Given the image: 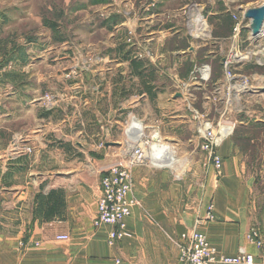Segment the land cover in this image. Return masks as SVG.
<instances>
[{"label": "crops", "instance_id": "1", "mask_svg": "<svg viewBox=\"0 0 264 264\" xmlns=\"http://www.w3.org/2000/svg\"><path fill=\"white\" fill-rule=\"evenodd\" d=\"M137 1L130 18L101 30L105 66L75 70L91 80L100 78L99 85L77 80L61 85L55 53L54 66L30 75L28 58L18 65L12 37L0 35L5 48L0 52V124L5 128L0 131V264H179L174 243L195 226L220 253L233 257L243 248L253 264H264L247 240L255 228L264 246V194L255 192L231 139L219 150V177L207 164L194 180L183 159L166 168L134 169L132 195L139 205L124 221L129 237L115 246L107 244L110 227H92L100 172L128 150L124 125L129 115L180 157L199 150L195 127L203 104L195 93L176 98L173 79L189 78L196 66L223 53L228 42L226 36L200 41L190 36L180 14L186 0ZM222 13L208 12L212 17ZM196 16H188L191 25ZM32 79L37 92L53 95L51 110L42 100H29V92H36L30 89ZM215 83L211 73L209 84ZM61 91L67 92L64 102L55 99ZM58 235L69 239L55 241Z\"/></svg>", "mask_w": 264, "mask_h": 264}, {"label": "rangeland", "instance_id": "2", "mask_svg": "<svg viewBox=\"0 0 264 264\" xmlns=\"http://www.w3.org/2000/svg\"><path fill=\"white\" fill-rule=\"evenodd\" d=\"M137 3V0H0V35L8 34L12 37L11 46L13 55L17 54L18 65L21 59L28 58L30 75H35L41 68L54 66L57 63L52 62L55 53L60 59L61 85L76 80L82 84L99 85L100 78L95 76L91 80L90 77L75 74V70L99 69L105 66L100 60L106 53V39L102 28L110 30V26L115 25L116 21L124 17L130 18L128 13L132 9L131 5L136 7ZM263 3L264 0H186V5H181V8L185 7L180 10L184 30L190 36L199 28L191 25V18L188 16L197 13L207 26L208 34L201 32L202 34L210 37L226 36L228 39L223 53L217 58L215 55L213 59L206 60L207 63L198 65L209 66L213 81L222 82L220 61L231 50L232 45L235 46L236 53L244 57L242 62L234 66L233 74L236 76L233 83L245 85L246 88L234 95L237 100L231 109L224 101H208L212 93V85L208 82V86L205 85L206 88L202 91L194 92L192 89L190 93H195L197 100L203 104L202 109H198L199 116L214 124L226 116L234 121L230 139L246 177H251L254 182V190L258 196L264 194V31L261 33L260 30V33L254 36L251 22L246 20L244 15L247 10L258 9ZM125 9L127 15L122 13ZM214 9L223 11L222 15L209 16L208 12ZM48 23L54 25L52 30L46 28ZM237 25H240L238 35L233 32ZM200 34L195 36L198 41L202 38L199 37ZM126 41L131 42L128 37ZM4 50V45L0 43V52ZM260 50L263 52H259ZM44 57L48 59L40 64ZM70 58L73 61L71 68L68 67ZM31 81L33 87L30 89L36 91L35 80ZM54 95L57 97L55 99L64 102L67 92L61 91ZM45 96L52 98L53 95L44 91L29 92V100L35 98L36 103H40L39 100ZM35 125L36 123L30 120V128ZM0 131H5L3 123L0 124ZM64 131H68L67 126ZM124 147L127 150L126 144ZM174 159L176 162L184 160L183 163L192 169L190 175L194 180L200 177L198 171H202L201 168H206L209 164L199 150L192 156L180 157L176 154Z\"/></svg>", "mask_w": 264, "mask_h": 264}, {"label": "built area", "instance_id": "3", "mask_svg": "<svg viewBox=\"0 0 264 264\" xmlns=\"http://www.w3.org/2000/svg\"><path fill=\"white\" fill-rule=\"evenodd\" d=\"M195 18H198V16ZM195 18L194 26L199 29L194 36L196 34L198 36L201 32L207 33V26H205L201 16L202 22L200 24L195 22ZM239 26L237 25L233 31L237 35L239 34ZM243 59V55H238L235 46L232 45L231 50L220 61L223 80L221 83L212 85V93L208 101H224L229 109L236 104L237 99L234 95L245 90L246 86L234 85L236 75L233 74V71L235 64L242 62ZM210 75L211 70L208 65L197 66L189 78L185 80L173 79L174 90L181 98L188 99L191 97L190 91L192 89L205 88L206 83H209ZM42 101L46 104V110L53 108L51 97L45 96ZM197 118L195 136L200 140L199 150L214 169L216 176L219 177L223 166V159L219 150L224 142L230 139L233 133L234 121L226 116L223 120L214 124L199 115H197ZM124 134L125 144L128 146L127 153L122 160L100 172L99 197L96 201V212L92 220L94 229L111 228L107 234V244L109 246H115L123 238L129 237L124 221L131 216L132 209L139 205V202L132 195L134 169L142 165H149L156 169L169 167L162 164V159L167 154L171 153L173 156L176 154L174 149L162 142L158 133L152 131V129L149 130L143 122L133 115H129L125 122ZM15 149L16 147L13 146L12 150ZM212 211L213 206L210 204L207 207L205 220L210 221L213 219ZM68 239L69 237L66 235L55 237V241L58 242H66ZM247 240L255 245L264 259V246L259 239L257 229H250ZM174 244L177 249L179 264H253L254 261V258L247 254L243 248H239L237 254L233 257L220 253L209 243L204 234L197 230L196 226L185 230ZM24 247L22 245V248Z\"/></svg>", "mask_w": 264, "mask_h": 264}, {"label": "water", "instance_id": "4", "mask_svg": "<svg viewBox=\"0 0 264 264\" xmlns=\"http://www.w3.org/2000/svg\"><path fill=\"white\" fill-rule=\"evenodd\" d=\"M245 19L251 22V31L254 36L260 33V29L264 22V8L250 9L245 12ZM179 95H176L178 98Z\"/></svg>", "mask_w": 264, "mask_h": 264}, {"label": "bare ground", "instance_id": "5", "mask_svg": "<svg viewBox=\"0 0 264 264\" xmlns=\"http://www.w3.org/2000/svg\"><path fill=\"white\" fill-rule=\"evenodd\" d=\"M259 8H264V3L259 7ZM189 15V14H188ZM192 15V14H191ZM200 18L198 17V18H196L195 19V22L197 23V24H200L202 21L201 20H199ZM194 23V22H193ZM264 22H263V24H262V29H260L261 30V33L264 31ZM194 35V34H193ZM200 36H202V37H207L206 35H204V34H200ZM259 52H263L262 50H260ZM239 87H241V86H239ZM175 162V159H174V156L172 155V154H167V155H165L164 156V158L162 159V164L163 165H172L173 163Z\"/></svg>", "mask_w": 264, "mask_h": 264}, {"label": "trees", "instance_id": "6", "mask_svg": "<svg viewBox=\"0 0 264 264\" xmlns=\"http://www.w3.org/2000/svg\"><path fill=\"white\" fill-rule=\"evenodd\" d=\"M53 27H54V25L49 24V23L46 25V28H48V29H50V30H52ZM147 94H149V92H148Z\"/></svg>", "mask_w": 264, "mask_h": 264}]
</instances>
